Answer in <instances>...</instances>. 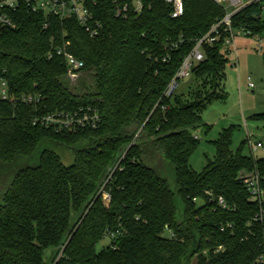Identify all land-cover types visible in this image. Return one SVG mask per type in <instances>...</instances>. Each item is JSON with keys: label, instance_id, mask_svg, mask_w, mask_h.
Here are the masks:
<instances>
[{"label": "trees", "instance_id": "1", "mask_svg": "<svg viewBox=\"0 0 264 264\" xmlns=\"http://www.w3.org/2000/svg\"><path fill=\"white\" fill-rule=\"evenodd\" d=\"M142 2L140 13L133 6L123 16L113 0H90L102 25L94 38L76 17L34 13L23 0L6 10L16 27H0V81L14 97H0V264H47L49 248L59 253L51 264H264V221L255 219L264 196L251 201L241 175L257 173L264 187V155L245 154L244 143L232 149V130L224 129L203 170L190 164L197 128L210 129L203 112L226 97L227 33L204 46L193 87L167 91L195 39L225 9L184 0L174 18L165 0ZM263 15L264 0L237 13L232 26L264 34ZM66 42L93 72L80 85L67 79L63 56L48 58ZM89 105L100 114L95 128L56 131L40 122ZM160 159L174 169L175 187L159 174ZM107 231L119 232L97 250Z\"/></svg>", "mask_w": 264, "mask_h": 264}, {"label": "built area", "instance_id": "2", "mask_svg": "<svg viewBox=\"0 0 264 264\" xmlns=\"http://www.w3.org/2000/svg\"><path fill=\"white\" fill-rule=\"evenodd\" d=\"M22 0H0V27H16V23L8 16L6 10H16ZM30 11L45 12L46 14H54L60 18L76 17L80 25L89 33L91 38L96 37L99 34L102 25L99 21L94 19L93 13L90 10V0H23ZM116 4V10L119 15H126L130 12V9L134 6L136 13H140L143 8L142 0H113ZM172 6L171 16L174 18L180 17L185 12L184 0H165ZM218 5L223 6L225 9V16L214 23L207 32H201L195 39L196 44L191 52L184 58L180 69L175 75L174 80L168 87V92L172 89H176L181 79L191 77L193 68L201 61L205 59L204 46L213 45L220 41L225 33L224 50L227 57L231 54L232 49L235 46V40L237 37L251 36L250 30H246L243 27L234 28L232 26V18L242 11L245 7L262 2V0H214ZM70 42H66L64 46L57 47L54 51L48 53V58L51 59L53 54L63 56L67 64L66 77L72 85H76L78 80L90 71H85L84 61L78 58L74 53L67 49ZM260 48L262 45L260 44ZM248 85L254 89L256 87L252 77H248ZM0 97L3 99H13L8 92V83L5 80L0 81ZM21 100L26 103H33L39 101L37 97L32 95H24ZM41 124L52 127L56 131L73 130L76 131L82 128H95L100 122L99 111L91 105L87 107H80L75 111H58L52 114H48L40 120ZM249 145L252 153L258 149L264 150V142L261 140L253 142L248 137ZM244 177L248 190L250 191V200L258 201L262 203L264 196V187L260 176L257 173L248 174L242 171L241 174ZM210 197H213L212 192H208ZM195 201H199L198 198H194ZM217 203L221 207H226V200L223 196L217 197ZM256 220L264 221V211L261 210L255 217ZM231 227V224L227 225ZM225 226L222 227V230ZM119 232V231H117ZM117 232L107 231L106 236L109 239H113ZM168 237H173V233L167 227ZM259 262H264V254L258 257Z\"/></svg>", "mask_w": 264, "mask_h": 264}, {"label": "rangeland", "instance_id": "3", "mask_svg": "<svg viewBox=\"0 0 264 264\" xmlns=\"http://www.w3.org/2000/svg\"><path fill=\"white\" fill-rule=\"evenodd\" d=\"M264 16V15H263ZM260 44L262 48H260ZM261 49V50H260ZM264 51V34L255 36L237 37L235 46L229 54V61L225 67V77L223 79L224 94L222 99H214L202 114L204 123L210 125L206 130L200 126L196 130L199 144L190 158V164L196 171H202L216 155L215 141L219 138L224 129L232 130V149L243 145L245 154H252L248 137L253 142L261 140L264 142V119L254 118L253 115L264 113V61L262 58ZM86 73L82 77L88 78ZM252 77L256 87L250 88L248 77ZM93 79V77H92ZM89 80V79H88ZM193 78L187 77L179 81L177 92H187L193 87ZM77 85H80L78 82ZM64 156V161L69 164L72 156L60 146H51ZM254 155H264L263 149H258ZM159 174L175 187V173L168 161L160 159L158 163ZM76 216V215H75ZM72 216V224L76 217ZM168 235L167 232L164 233ZM110 243V239L105 236L97 243V250H102ZM58 253L57 248H49L45 252L47 264H51Z\"/></svg>", "mask_w": 264, "mask_h": 264}, {"label": "water", "instance_id": "4", "mask_svg": "<svg viewBox=\"0 0 264 264\" xmlns=\"http://www.w3.org/2000/svg\"><path fill=\"white\" fill-rule=\"evenodd\" d=\"M174 91V89H172V91L171 92H173Z\"/></svg>", "mask_w": 264, "mask_h": 264}, {"label": "crops", "instance_id": "5", "mask_svg": "<svg viewBox=\"0 0 264 264\" xmlns=\"http://www.w3.org/2000/svg\"><path fill=\"white\" fill-rule=\"evenodd\" d=\"M197 137H198V135H197Z\"/></svg>", "mask_w": 264, "mask_h": 264}]
</instances>
